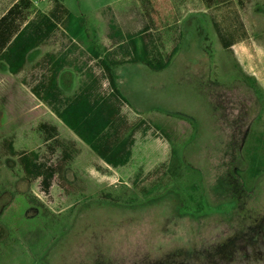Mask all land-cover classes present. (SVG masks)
I'll list each match as a JSON object with an SVG mask.
<instances>
[{
	"label": "rangeland",
	"instance_id": "1",
	"mask_svg": "<svg viewBox=\"0 0 264 264\" xmlns=\"http://www.w3.org/2000/svg\"><path fill=\"white\" fill-rule=\"evenodd\" d=\"M14 1L0 0V15ZM31 1L22 22L36 11L64 14L18 73L0 59V264H264V89L216 44L211 57L194 54L200 85L195 67L181 72L177 62L163 84L149 82L136 64L115 68L127 101L122 130L133 129L135 142L128 164L114 168L33 87L50 74L46 54H65L57 75L62 95L78 91L89 71L108 93V78L87 47L103 55L111 45L107 5L136 1ZM253 1L248 13L264 19V0ZM43 123L56 127L53 139ZM6 138L51 163L70 149L47 193L39 178L26 180ZM146 177L156 181L142 193L136 184Z\"/></svg>",
	"mask_w": 264,
	"mask_h": 264
},
{
	"label": "trees",
	"instance_id": "2",
	"mask_svg": "<svg viewBox=\"0 0 264 264\" xmlns=\"http://www.w3.org/2000/svg\"><path fill=\"white\" fill-rule=\"evenodd\" d=\"M153 24L162 23L172 16L170 0H135ZM225 0H203L205 5L212 6ZM30 0H17L3 15L0 16V59L4 60L11 73H18L24 66L28 52L43 42L57 27L49 15L36 11L35 18L27 22L20 21L24 12L31 7ZM206 41L208 38H205ZM203 50L210 54V44L206 43ZM91 54L98 58L111 88L108 93H101L98 81L89 71L90 80L86 85L72 95H62L57 82L58 71L61 68L62 56L53 57L48 54L51 69L49 76H45L33 88L35 92L47 101L55 114L74 134L87 144L102 160L112 167L125 164L130 156L134 130L124 132L126 120L120 113V104L126 99L117 87L114 67L120 62H112L104 54L91 49ZM135 61H140L136 59ZM127 102V101H126ZM141 123L137 122L136 126ZM46 132L47 138H54L55 126L43 123L40 125ZM57 139L54 140V143ZM9 155L18 156V162L28 182L40 179L42 190L47 193L54 176H62L63 170L71 159L69 148L62 149V154L56 163L42 161L36 150L18 151L13 140H4ZM52 149V146L50 147ZM156 179L146 177L136 184V189L147 193L155 185ZM113 200V199H112ZM36 208L44 209V205L35 198H31ZM3 229L0 227V236Z\"/></svg>",
	"mask_w": 264,
	"mask_h": 264
},
{
	"label": "crops",
	"instance_id": "3",
	"mask_svg": "<svg viewBox=\"0 0 264 264\" xmlns=\"http://www.w3.org/2000/svg\"><path fill=\"white\" fill-rule=\"evenodd\" d=\"M170 2L172 16L169 20L165 19L164 22L156 24L149 21L137 1L127 6L107 5L106 15L109 17L107 36L112 42L103 55H100L96 49L93 50L99 53L100 57L106 54L112 62H120L114 67V73L115 68L136 64L149 82L158 84L172 80L169 72L165 70L170 69L168 67L174 62H177L176 65L181 72L183 69L195 67V70H192L193 79L200 85L204 81L199 78V64L194 54L199 51L211 57V53L207 54L203 46L206 43L212 46L216 44L218 49L231 52L243 73L247 77H252L264 89V19H255L248 13V4L254 3L253 0H225L209 7L203 0H170ZM63 14L64 11L52 9L47 15L58 26L54 18L63 17ZM205 38L208 40L206 41ZM89 48L88 46L90 55L97 58L91 54ZM48 54L51 53L46 54L49 61ZM61 56L64 62L66 55ZM136 59H140L139 63L135 61ZM49 66L51 67L50 62ZM122 82L124 84L125 81ZM86 83H82V86ZM116 83L119 89L117 79ZM138 122L144 123V120L140 118ZM134 142L133 134L131 156ZM130 158L125 164L114 168L125 166Z\"/></svg>",
	"mask_w": 264,
	"mask_h": 264
}]
</instances>
